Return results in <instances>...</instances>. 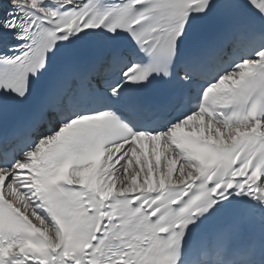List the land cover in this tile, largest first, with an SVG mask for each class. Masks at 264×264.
I'll use <instances>...</instances> for the list:
<instances>
[{
    "label": "snow or ice",
    "instance_id": "1",
    "mask_svg": "<svg viewBox=\"0 0 264 264\" xmlns=\"http://www.w3.org/2000/svg\"><path fill=\"white\" fill-rule=\"evenodd\" d=\"M0 264H264V0H7Z\"/></svg>",
    "mask_w": 264,
    "mask_h": 264
}]
</instances>
